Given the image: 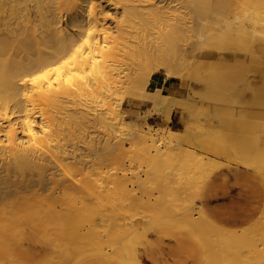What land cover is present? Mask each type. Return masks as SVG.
<instances>
[{"label":"bare ground","instance_id":"1","mask_svg":"<svg viewBox=\"0 0 264 264\" xmlns=\"http://www.w3.org/2000/svg\"><path fill=\"white\" fill-rule=\"evenodd\" d=\"M100 1L101 0H0V185L1 184L5 185L6 181H8V179H10L12 175H21L27 178L34 177L36 178V185L39 186V189L29 190V191H26V190L19 191L18 190L16 192H19L20 195L21 193H25L26 197H30L38 201L41 200L40 203H43L44 201L46 202L50 201V202H47V204L50 205L49 207L52 206L51 209H53L54 213L56 212L55 214H57L58 218L61 217L57 211L59 208L60 210L69 208V204L65 203L64 200L54 192V189H56V187L66 186V188H68L67 185H70V183H72L71 181H69V183L66 185L65 184L66 181L64 179L57 178L58 174L56 173V171L60 168L64 169L66 166L65 164L62 163V161L66 158L65 155L68 154V151L60 147L55 141L57 137L56 129H55V126H56L55 110L57 108L56 98H57L58 93L69 94L70 90L72 89L71 87L73 86L76 89V91H78L79 89H83L82 90L83 92L85 90L84 92L92 98L100 97V101L102 103L100 105V109H97V110L95 108L90 109L86 104H80V103L78 104L80 106L79 111H77L76 109H74L75 111L73 110V108L77 105L75 106L72 105L73 106L72 109L71 107H68L67 109L62 107L65 111V114L63 117L64 120L68 122L69 120L74 119L73 117H75L76 121L78 120L80 121V124L81 122H83L82 125L85 124L86 126L87 124L84 122L87 121L91 124L96 125L97 127L99 126L104 132L103 134L105 136V140L104 139L102 140V141H105L104 149H106V151L109 152L110 154H115L117 151H120L119 149H121L122 146L124 145V141L130 140L131 143L132 141H134L133 143L137 144L135 146H138L137 147L138 151L140 149L139 147L141 146L139 157L141 158L143 157L145 161L146 160L151 161L152 155L155 156L152 159L159 158L160 160V158L161 159L163 158L162 160L164 162L165 161L167 163L169 162L168 163L169 166L167 165L169 167L168 168L169 171L170 172L177 171L176 172L177 174L178 172L181 171L180 167H179V170H177L178 167L176 170L175 168L174 170H171L173 167H176V166L174 165L172 166L170 162L174 161L176 163L178 162L177 160H179V158L180 159L182 158L181 153L179 151V148H181L179 146L180 143L182 142L184 143L186 140L190 141L193 135L194 134L196 135V131H198L201 128V124L203 125L202 121L200 124L199 115H203L205 113L210 112L215 120V121L213 120L212 121L215 122V124H217V128H215L216 131L214 130L215 134L214 136L212 135L214 137L213 139L222 143L223 146L224 144L227 145V148L225 147L226 150L228 149L229 151H232L235 155V156H231L232 154L231 153L230 158L231 157L237 158L236 160L238 161V163L249 162L247 159H250V158L251 160L252 159L255 160L258 158L260 159V156L263 153H262V150L259 149V144L261 143L262 138H263L261 134V130L264 128V114L262 113V111H264V67H263V64H264V12L262 10L261 11L263 13H260L261 12L260 10H259L260 12H257L258 8L257 10H255V8L254 9L251 8V10L248 11L250 8L247 7L249 8L247 10L248 12H245L243 8V12H244L243 13L242 9L238 6L237 9L240 8V11L242 13H240L236 9L238 16L236 15L233 18H230L227 15L229 12H233V8L238 5V4L235 5V3L239 1V3L241 2L243 3V4L241 3L243 7L246 6L243 0L241 1L237 0L236 2L234 0H183L181 7L171 6L170 3H167L164 0H102V1H106V3H112L114 5H121L122 7L121 13L117 15V19L115 21V26L113 30L112 28L104 26L101 23L105 20V16L103 14L104 10L99 5ZM261 9H264V8L261 7ZM100 14H102V18L98 16ZM195 36H200V37L202 36L203 38L201 37L202 39H199L200 41H196ZM193 37H195V41L192 42L193 40L192 41L189 40V42L191 41L189 45L181 46L182 44L181 45L178 44L179 41H181L180 43L182 42L186 43L188 39H191ZM176 57L181 60H184L186 57L187 59L192 58L193 59L192 61L194 62V64L191 61L192 63L190 62L188 65L190 66L191 64H193L194 67L190 66L192 69L190 68V70L189 69L187 70L186 68L183 67L182 65L183 62L181 64L178 61V59H176ZM140 67L142 71L140 70ZM151 67L154 68L155 71H160L164 76L163 77L164 80L179 79L181 86H179L178 88L177 87H170V88L163 87L162 84L157 83L156 81L150 78V72L152 70ZM138 69L140 71H138ZM148 81L152 83V86L150 88V91L148 92H145L146 86L143 88L144 92L142 89L144 98L146 99L147 97L148 100L150 99L152 102L153 101L157 102L156 104L160 103L162 105L161 109H159L161 116L166 119L171 117L172 110H177L179 113L180 119L184 123V126L180 128H176V129L170 128L169 130H167V133H165L164 131L166 128L162 131H161L162 129L161 128L160 129L161 132L157 131L159 129L156 130L153 128H151L150 130L148 129L149 131L146 130L147 132L145 133H141V131L139 130L131 131L129 133L126 132L127 133L126 137H122L120 135H123L122 133L123 131L121 132L118 129L119 127L117 128L118 116L120 114L118 112L119 111L118 107H122L123 104L131 98V96L133 97L135 95L134 93L139 92L133 88H136L141 83H145L146 85V82ZM134 90H136L137 92H135ZM139 90L141 91L140 88ZM133 91L134 93H132ZM141 94L139 96V93H138L136 95V98L141 97ZM155 106L153 107L155 108ZM90 110H93L91 111L92 114L90 113ZM149 113L150 115L154 114V112L152 113L151 111ZM35 117H37L36 120H35ZM139 118L141 117L139 116ZM85 128L88 129V126ZM117 129L119 132H121L120 134L117 133ZM211 129L213 130L214 128L211 127ZM199 131H201V129ZM208 131L206 132L204 131L205 134ZM202 132L203 130L199 133H202ZM189 143H187V141L185 142V144L187 145ZM211 143H213L212 145H215L216 142L214 143V141L213 142L211 141ZM220 143H219V146H220ZM191 145L193 144H189L188 147ZM212 145H211V149H213ZM260 147H262V145H260ZM190 150L191 149H189L188 151L194 152ZM202 150L203 152L205 151L204 149ZM228 150H227V153H228ZM182 151L183 150L181 148V152ZM102 152H104L103 149H102ZM222 153L220 155H222ZM182 154L184 157L185 154L184 153ZM198 154L200 155V153ZM190 155L188 153L187 156H190ZM199 155L195 156V159L196 157L198 159ZM175 156L176 157L179 156V157L177 160L172 161V158L175 159ZM187 156L185 157L188 158ZM204 156L205 155H203V157ZM169 157L171 158V161H167L168 159H170ZM206 158H207L206 161H205V158H203L204 161L206 162V164H208L207 166L211 167L209 163L212 161L211 158H210L211 161H208L209 160L208 157ZM130 159H133V157H131ZM130 159L129 160L127 159V160L130 161ZM192 159L191 161L187 160L188 162L183 161V163L185 162L187 163V165L189 164L188 165L189 167L191 165L195 166L196 162L199 163V161L200 162L202 161V159L200 158H199L200 159L199 161L198 160L195 161L194 159L193 161ZM224 159H226V157ZM132 161L135 162L137 160H132ZM163 161H160V162H163ZM229 161H233V160H229ZM214 162L211 163V164H215L214 166L212 165L211 170L214 169V167L222 165V162L224 161L222 162L219 161L221 163L219 165L218 163L216 165V163ZM250 162L249 164L248 163L246 164L249 166L251 164ZM255 162H258V161H253L252 165H250L251 168L253 166H259L258 165L259 163L255 165ZM132 163L130 162L129 166H132L133 165ZM235 163L237 162L235 161ZM77 164H79L78 170L80 171H82L86 167L85 166L86 163L80 160L77 162ZM178 164H180V162H178ZM223 164L225 165L226 162ZM246 164H242V165L246 166ZM199 165L201 169V163H199ZM170 166H172V168H170ZM203 166L204 164L202 165L203 169L207 168V166L206 167L205 166L203 167ZM184 167H182V169ZM195 167L191 166L190 169L193 168V170L195 169L194 171L199 169L198 167L197 169ZM209 167L205 170L208 171ZM129 169H131V167H129ZM187 171H185L186 173L183 171L180 173L181 175L185 173L189 177L188 173H190L189 172L190 170L188 171V173ZM194 171L191 170V172H194ZM207 171L205 172L208 174L209 171L208 172ZM180 173H178L177 178L181 176ZM195 173H197V171L194 172V174L193 173L192 174L190 173V174L196 176V177L193 176V179H192V183H193V180L195 181L196 189H193L192 187V190H191L192 184L190 185V183H188L191 181L186 180L187 182L185 181L181 183L180 181L183 179L181 180L178 179L179 184L183 185V186L182 185H179V186H182L183 188L185 187L186 189L190 188L189 190L192 192V193L189 192L191 198L188 197L187 198L188 202L186 201L187 203H189V199H190V204L192 203L191 201L195 200V199L193 200V198L196 197V194L199 193V190L197 189L200 188V185H201L200 182H202V180L205 177L203 176L204 173L202 175V173L199 172L201 176H203L201 180L200 175H199L200 177L197 178L199 173L197 175ZM132 174L133 173H131V176ZM133 175L135 176V174ZM159 175H160V172H159ZM184 175L182 176L184 177ZM172 176H175V175H172ZM135 177H137V175ZM118 178H119L118 179L119 181L121 177H118ZM128 178L130 179V177ZM137 178L138 179L137 180L135 179V180L138 183H136L135 180H131L133 181V183L130 181L132 183L131 187H133L132 185L134 184V182L136 183V185L139 184V186L137 185L138 187H142V185H144L142 183H144L146 180L142 178L144 182H141L140 176H138ZM175 178L173 180H171L170 178V180L173 182L171 181H167V182H171V185L172 184L176 185V183H174L175 181H177L175 180ZM196 178L199 180H195ZM112 182H110V184ZM119 182L122 184L121 181ZM185 183L187 185H185ZM103 185H105V183ZM125 185L124 187L126 188ZM97 186H99V184H97ZM122 186L123 184L121 185V187ZM165 186L167 187V185ZM165 186L163 187L165 188ZM169 186L170 185H168V187ZM4 187L2 188L4 189ZM81 187L83 191H85L87 190L86 188L88 186L87 184L83 183L81 184ZM20 188L21 187H18V189ZM125 188L124 190H126ZM178 188L177 189L173 188L177 190L176 193H178L181 190L180 193L178 194H181L183 191L185 192L186 190L185 188L178 190ZM121 190L123 192V187ZM129 190H128V196H127L128 198H130V194L132 193L131 192L129 194V192L133 191L134 189L131 188V190L130 191ZM167 190L169 189L166 188L165 191ZM171 190L172 188L170 189V191ZM189 190H186L187 191L186 195L183 192L184 196L181 195L180 198L182 196L183 197L189 196V194L187 195ZM126 191L125 193H123L125 196L127 194ZM159 191L160 190H158V192ZM164 193L167 194L166 192H164V190H162L161 191L162 195L160 194L161 195L160 199H158V197L156 199V196L154 197L156 199L154 200L155 204L158 201L159 205L161 204L163 205V202H164L163 199H166L164 202L165 206L164 205L163 206L166 208V206L169 207L172 205L173 206L172 208L175 207V210L176 208L178 209V213H181L180 210L185 211L186 209L188 210L190 208V205L187 208L188 205L186 203L185 205H183L185 198L183 199L182 197L181 199L183 200H181L179 197L176 198L174 193L173 194L171 193V195H174L175 197H172L169 194L171 196V197L168 196L170 197L169 200L171 199L173 202H175V199L176 200L179 199L177 201L180 204L177 201L175 202V206L173 205L174 203L172 201H168L169 202L168 203L167 202L168 198H165L167 195L165 196ZM193 193H196V194L193 195ZM134 194H136L135 190H134V193L131 194L133 195L132 197L135 200L139 197L138 198L139 200L137 199L138 202L135 201V203L137 202L139 204L140 203L147 204L145 202L150 201V200L149 201L143 200V202H141L142 201V200L140 201L141 196L137 197ZM178 194L176 195L179 196ZM192 195H193V198H192ZM132 197L130 198V200L133 201L134 199ZM180 200L183 201L182 202L183 204L181 203ZM46 202L44 203L46 204ZM81 202L79 205H81ZM170 202L172 204H170ZM154 203L152 205H154ZM176 203L180 206L182 205L183 207H185V209L183 207L180 208V206L178 205L176 207ZM158 204L156 206L157 208H158ZM152 205L151 207L149 206L150 209L153 207ZM162 205L160 207L164 209ZM56 206L59 207L57 210L55 209ZM0 207H2V205H0ZM153 208L151 210L152 212H155ZM162 208L158 209V212L162 211L161 210ZM72 210L74 211L73 205H72ZM175 210L172 209L171 213H173ZM190 210L192 211V213L190 211L189 215L185 213L187 211L185 212L182 211L185 213L184 215L189 216L190 219L187 218V216L184 217V215L181 216L179 214L182 219L181 224H183L181 226L186 227L187 228V229L185 228L186 230H188V228L193 227L192 231L194 230V232L195 230L196 232H198L200 226L202 227L206 226L205 227L206 229L203 230V228L201 227V229L199 230L202 233H206L207 231L205 230H208V229L211 230V232L209 230L207 232L208 234L212 233L211 235L204 234L203 236L199 235V232L195 236L193 234L194 232L192 231H191L192 233L190 231L188 232L191 233V235L193 234L192 237L194 238V240L197 238L198 240L201 239L203 241L208 236H210L206 239L207 241H205L209 245L206 246L207 243L205 242H203L205 244L204 246L202 244L201 245L204 247V249L206 246L205 250H207L208 247H213V248L208 249V251L209 250L211 251V253L209 252L208 254L211 255L212 253L213 254L215 253L214 255L212 254L213 255L212 257L216 258V260L218 257V260H219L218 262H220L218 263L216 261V263L218 264L230 263V262H226V260L228 261V259L229 261H231L230 256H229L230 253H231L232 262H235V259H234L235 258L234 256L236 254L235 252L239 251L240 253L243 250L245 251V249L250 250V248L255 245L254 239H255V235L258 233L260 234V235L258 234L259 239H258V235L256 239L258 240V242H264V237L261 238V236L264 234L262 231L264 230L263 229L264 224H262L263 228H261L262 225L261 227H257V225L259 226V223L261 224L262 221L259 223L256 222L257 224L254 221V223L251 224V226H254V227L256 225V228H257L256 230L254 228H251L255 230L256 234L254 232L251 233V231H253L250 229L251 226L250 227L248 226L250 230L248 229V227L242 230L243 232H241L240 230L239 232H241L242 235L241 233L240 234L235 233L236 231L234 232L226 231L227 232L226 234V232H224L225 230L223 231L221 229L218 230V228H215L213 225L209 224V222L204 218V215L200 213V210L198 212H196L197 210L196 211L194 210L196 213L198 214L200 213L199 215L202 216L200 218L199 215L197 214L199 222L202 221L203 218L207 222L205 223V221L203 220L198 225V222H197L198 220L195 221L197 217L195 216L196 217L195 219L193 218V216L191 217V215H193L194 213L193 209H190ZM67 211L65 210L64 212H67ZM71 211H69V214ZM73 214H75V212H73ZM64 215L66 214L64 213ZM68 215L66 217L64 216L62 219L58 220L57 217L56 219L58 222L67 221L68 218H70V215L69 217ZM114 215H111V216H114ZM117 215L118 214L116 213L115 216L118 218L121 216V215L120 216L119 215L117 216ZM169 215H168L169 218L166 217L169 223L174 222L175 224V222L177 223L179 221V218H177L178 214L175 215L177 216L175 219H174V214L171 215L172 218ZM124 217L125 216L123 215V220H124ZM163 217H159V218L157 217V219L155 218L154 220L157 223H161V222L163 223V221L166 220ZM183 218H185V220H187L188 223L192 226L190 225L188 226L187 222H185ZM192 218L194 219V222L191 220ZM262 218L264 220V217ZM159 219L160 221H156ZM169 219L171 220V222ZM257 219L261 220V217L259 218L258 216ZM94 220L96 219H93V222ZM107 220L108 219L102 220V221H107ZM109 220L107 222H109ZM127 220H129V218ZM180 221L178 222V225H180ZM110 222L112 221L110 220ZM116 222L122 223V225L119 224L118 226H120L121 228L123 226L124 230L122 232L125 235L127 233V228H128V232H129L128 239L130 240V242L129 240L128 242L132 244L131 241L134 240L133 241L134 243L132 244V249H134L137 243V242L135 243V241H138V240H135V238L136 239L139 238L141 233H143L142 230H144V228L143 229H141L142 227L140 228L139 231L141 233L139 235L138 234L139 232L135 233L137 232L136 230L138 228V227L136 228V224H135V227H134V224L133 226L132 224L131 225L129 224L131 220L122 222V218L120 217L119 221H116ZM125 222H128L126 224L130 226L127 227V225H125L124 227ZM153 222H151V224ZM203 222L205 223V225L203 224ZM73 223H74V219H73ZM193 223L194 224L196 223V224L193 226ZM71 224L72 223H70V225ZM104 224L107 225L104 227H106L108 230L110 228V226L108 227L109 223H104ZM117 224L118 223H116L114 227L120 229L119 227H117ZM58 225H59V229H61L60 226L62 225H60V223ZM72 225L74 226V224ZM91 226L93 227L94 225H91ZM207 226L213 229H210L209 227L207 228ZM114 227L111 228V231L114 230L113 233L117 231L116 228ZM76 228L78 230V226ZM95 228H93L94 231L96 230ZM132 228H135V230H133ZM147 228L145 226V230ZM258 228L259 229L261 228L262 235L260 233L261 231ZM59 229L58 231L61 232ZM246 229L248 230L247 232L248 234L250 231V234H251V236L249 235L250 238L247 237L248 234L246 233ZM68 230L71 231L70 229ZM89 231L90 232L88 233V235L91 233V230ZM215 231H218V232L216 233ZM99 232L97 233L92 232L93 234H91V237L94 234L95 235L98 234L99 236ZM117 232H119V230ZM101 233H103L102 230H101ZM107 233H109V231ZM113 233H111L112 235L110 234L107 235V238L106 237L104 238L109 239L108 236H112L111 237V239L113 238L112 240L114 239L117 240L118 238L116 237H120V235L123 234L121 233L119 235L117 233V236H116L115 234L113 235ZM130 233L136 234L137 237L134 235L133 237L134 239L133 238L131 239ZM229 233H231L233 236H231V234ZM59 234L60 233H58L57 236ZM72 234L70 235L72 236ZM84 234L86 238L87 233L85 232ZM128 234L126 235L127 237H128ZM213 234H215V236L217 237L212 238L211 236ZM221 234H224V235L226 234L227 236H230V237H227ZM244 234L247 236H245ZM205 235L206 237L205 239H203ZM252 235L254 236V238ZM82 236L84 237L83 234ZM114 236L116 237L114 238ZM132 236L133 235H131V237ZM197 236H200V239ZM221 236H223L224 238ZM91 237L90 236L89 238L87 237L89 241L91 240ZM122 237H120L119 239L123 240ZM226 237L228 239H226ZM251 237L253 239H251ZM85 238H83V241H85L84 240ZM92 238L95 239V240H92V244H96V245H93L94 249L97 246H98L97 248H99L101 244L99 245L97 244L99 242L100 243L102 242V240H100L101 238L99 239V237L97 238L96 236ZM238 238H241L242 240L240 241V239ZM244 238L245 240L246 238L249 240L251 239V241L249 240L245 241ZM98 239H99V242L96 243ZM111 239H109V241L108 240L106 241L108 242L111 241L113 243L114 242L116 243L118 241V240L112 241ZM223 239L224 240L226 239L227 241L225 240L224 242L225 243L228 242V244L223 245L224 243ZM75 240L77 241L76 238ZM216 240H218L217 243L221 242V244L220 243L219 244L222 245V247L221 246L219 247H221L222 249L224 248L225 250L227 249L226 251L224 249L223 250L219 249L221 251L220 255L223 256L221 260L219 258L220 256L219 250H218L219 247L217 243H214L216 242ZM57 241L58 239H56L55 247L57 245L56 244ZM71 241L73 242V240ZM93 241L94 242L96 241V242L93 243ZM103 241L106 242L105 240ZM126 241L124 240L125 243ZM248 241H249V244L251 242L252 244H254V245L251 244L252 246L248 244V246L250 247L249 249L247 247V244H245ZM86 242L88 241L83 242V244ZM122 242L119 244H122ZM124 242L122 245H125L126 247L127 246L130 247V244L127 245ZM197 242L200 243V241H196V244ZM236 242H238V244H236ZM240 242L241 244H239ZM243 243L245 244L247 248L244 249ZM92 244H91V247H88V244H86L88 248L87 247L85 248L90 251L88 253L86 251L87 254L95 253L91 251L93 249ZM102 244L104 245L105 243L102 242ZM214 244L216 245L215 248H214ZM230 244L231 245L234 244L235 248L232 246L234 248L232 249L229 246ZM103 245L101 246L104 247ZM113 245L114 246L118 245V243L113 244ZM238 245L241 246L242 248L239 247L241 248L239 249L237 247ZM256 245L258 244L256 243ZM58 246H57V249L59 248ZM64 246L65 245H63L62 247L64 248ZM73 246L74 244L72 245V247ZM84 246H83V250H81L78 246L76 247H78L80 250L79 254L81 252H84L83 254L87 255L85 253L86 249L84 250ZM107 246L108 245H106L105 247ZM111 246L112 245L110 244V248ZM125 246H123V248H125ZM102 247L101 249H98L99 253H102L100 252V250H103L105 248L104 247L102 249ZM254 247H253V250L255 249ZM53 249L55 248H52V250ZM105 249L108 250L107 248ZM127 249L126 251L128 252L129 250ZM233 250L235 252H233ZM51 252L48 253L47 257H49ZM247 252L249 253L250 251H247ZM103 253L110 255V252L107 253L104 251ZM225 253L227 254L225 255ZM0 254H1L0 257L2 259L5 258L6 255L4 253L3 255L2 253ZM56 254L55 255L52 254L51 262L54 261V258L55 260L57 259L56 257H54V256H57ZM75 254H77L78 256V257L77 256L75 257L77 261L80 259V255H78V252ZM133 254H134V250H133ZM216 254L217 256H215ZM242 254H240L239 256H241ZM263 254H264V250H263ZM58 256L60 257V254ZM82 256L83 255L81 254V258ZM125 256L126 255L124 254V257ZM131 256L134 257L132 253H131ZM225 256H226V259L224 260ZM244 256L246 257V255ZM244 256H242L241 258L242 260L243 259L245 260ZM72 257L74 256H70V258ZM64 258L65 257H63L62 261L67 260V258L66 259ZM116 258H118V256ZM128 258L129 257H127L126 259ZM213 258H211V262L212 260L213 261L215 260ZM130 259L132 260V258ZM4 260H6L7 263H9L8 262L9 260L5 258L3 259V261L0 262V264H4ZM45 260L49 261L47 259ZM72 260L73 262L72 261L71 262L74 263L75 260L74 259ZM133 262L135 264L134 259H133ZM11 263H14V262H11ZM63 263L64 262H62V264ZM214 263L215 262H213V264ZM236 263L238 264L239 261L238 262L236 261ZM236 263H233V264H236ZM66 264H71V263L68 262ZM137 264H140L139 259H137Z\"/></svg>","mask_w":264,"mask_h":264},{"label":"rangeland","instance_id":"2","mask_svg":"<svg viewBox=\"0 0 264 264\" xmlns=\"http://www.w3.org/2000/svg\"><path fill=\"white\" fill-rule=\"evenodd\" d=\"M164 1H166L167 3H170L171 6L181 7L183 0H164ZM234 1L236 2L237 0H234ZM243 2L246 6L243 7L242 6L243 3L241 2L242 3L241 4L238 1L237 3H235V5L236 4H238V5L237 6L234 5L235 7L233 8V12H229L227 16L230 18H233L236 15L238 16L237 10L240 13H242L243 8H244L245 12L250 11L251 8L252 9L255 8V10H257V8H258L257 12H260L261 10L264 12V9H261V7L264 8V0H243ZM99 5L104 10L103 14L105 16V20L101 23L104 26H107V27L112 28L114 30L117 15H119L121 13V9H122L121 5H114L112 3H106V1H102V0L100 1ZM238 6L242 9V12L240 11V8L237 9ZM247 7H249L250 9ZM262 11L260 13H263ZM98 16L100 18H102V14H100ZM195 37H196V41H200L199 39L203 38L202 36H201L202 38L200 36H195ZM195 37H193L194 39L193 38L188 39L186 42L187 44L184 42L180 43L181 41H179L178 44L179 45L182 44L181 46L189 45L192 40H193L192 42L195 41ZM198 37H200V38H198ZM189 40H191V41L189 42ZM176 59H178V61L181 64L183 62L182 65L187 70L188 69L190 70L191 67H194L193 66L194 62L192 61L193 60L192 58L187 59V57H186L184 60H181V59L176 57ZM191 61L193 62V64H191L190 65L191 67H190L188 64ZM187 65L189 66V68ZM263 67H264V64H263ZM151 69L153 71L151 70V72H150V70H149L150 78L152 80L156 81L157 83L162 84L163 87H165V88L177 87L178 88L179 86H181L179 79L164 80L163 79L164 76L160 71H155V69L152 67H151ZM140 70L142 71L141 67H140ZM140 70L138 69V71H140ZM140 85L137 86L138 88L137 87L133 88L139 92L134 90L137 93H134V91H133L132 93H134L135 95L133 97L131 96V98L127 102H125L122 107H118L119 108L118 112L120 114L118 116L117 128L119 127L118 128L119 131H121V132L123 131L122 132L123 135H120V136L126 137L127 133H129L131 131H138V130L141 131V133H145V132L149 131L151 128L156 129V130L159 129V130H157L159 132H161L162 130H164L166 128L164 131H165V133H167V130H169L170 128L176 129V128H180V127L184 126V123L180 119L179 113L177 110H172L171 117L166 119V118L161 116L159 109H161L162 105L160 103L156 104L157 102H154V101L152 102L150 99L148 100L146 96H145L146 99L144 98V95H143L144 89L143 88L146 86L145 92L150 91V88L152 86V83L150 81L146 82V85H145V83H141ZM71 88L73 90L71 89L72 91L70 90L69 94L58 93L57 98H56L57 99V108L55 110V116H56L55 129H56V135H57L55 141L57 142V144L60 147L64 148L66 151H68V154L65 155L66 158L62 161V163L65 164L66 166L64 169L60 168L56 171V173L58 174L57 178L64 179L66 181V183H65L66 185L69 183V181H71L72 183H70V185H67L68 188H66V186H58V187H56V189H54V192L59 197H61L65 203L69 204V208L60 210V208L56 206L55 209L57 210L59 208L57 211H58V214L61 216L58 218L57 214H55L56 212L54 213L53 209H51L52 206L49 207L50 205L47 204V202H50V201H47V202L44 201V202H46V204L43 202L44 204L42 203L43 205L39 209H24L23 207H21L22 199H32V200L38 201L36 199L26 197L25 193H21V195H20L19 192H16L18 190L19 191L20 190L29 191V190L39 189V186L36 185V178H34V177L27 178V177H23L21 175H12V177L10 179H8V181H6L5 185L1 184L0 189L4 186L5 187H4V189L2 188L3 190L1 189V191H0V205H2V207H0V251H2V252H0V253H2V255L4 253L6 255L5 258H7V260H9L8 261L9 263H7V261L4 260V264H6V263L7 264H52L53 262H54L53 264H62V262H64L63 264H66L68 262H70L71 264H74V263L75 264H123V262H124V264H129V263L134 264L133 259L135 261V264H137V259L141 260V262L143 264H153V263L149 262L148 260H146V258H144V256H143L144 252L149 254L153 258V260L156 261L157 264H211V263L213 264V262L216 263V261L217 262L219 261L218 257H217V260H216V258L212 257L215 253L214 254L212 253L213 255L208 254L209 252L211 253V251L210 250L208 251V249L213 248V247H208L207 250H205L206 246L209 245L205 241H207L206 239L210 236H208L206 239H205L206 235L204 236V238L201 237V238L205 239L203 241L200 239V236H197L200 239V240H198L197 238L195 239L196 241H200V243L197 242V244H196V241L194 240V238L192 237L193 234L195 236V235H197L198 232H199V235H202V236L204 234H208L207 232L209 229L205 230V231H207L206 233H202L201 231H199L202 226H200L198 232H196V230H195V232H194V230L192 231L193 227L188 228V230H186L187 229L186 227L181 226L183 224H181L182 219H181L180 215L183 216L185 213L189 215V212L191 211L190 209H193L194 213H193V215H191V217L193 216L194 219L201 213L202 215H204V218L209 222V224L213 225L215 228H218V230L219 229H221L222 231L225 230L224 232L236 231L235 233H237V234H240L241 232H243L242 230H244L246 227H248V226L250 227L251 224L254 223V221H255V223L256 222L259 223L261 221L263 222V223L261 222V224L259 223V226L257 225V227H261V225L264 224V220L262 218V217H264L263 216L264 215V157H262V156H264L263 155L264 154V152H263L264 151V139H263L264 138V128L261 130V134L263 137L262 141H261L262 144L261 143L259 144V149L262 150L263 154L260 156V159L259 158L255 159V160L252 159L253 161H258V162H255V165H257L259 163L258 164L259 166H253L251 168L250 165H252V162H253L251 160V158L247 159L249 162L251 160V162H250L251 164L249 166L246 164V163L249 164V162L242 163L239 161L240 163H238V161L236 160L237 158H235V157L230 158L231 153L233 154V155L231 154V156H235V155L232 151H229L228 149H227L228 150V153H227V150H226L227 145L224 144V146H223L222 143L213 139L214 138L213 136H214L215 131H216L215 128H217V124H215V122H213L215 120H214V117L212 116V114L210 112L205 113L203 115H199L200 117L198 116L199 120H200V124H201V121L203 123V125L201 124V128H200L201 131L203 130V132L199 133V132H201V131H199L200 130L199 129L198 131H196V135L194 134L193 137L190 139V141H192V142H190L189 140H186L187 143L190 142L189 144H193L189 147H188L189 144L188 145L185 144L186 141L184 143L183 142L180 143L179 146L184 151V152L183 151L181 152V148H179V151L181 153L182 158L181 159L179 158L180 161L177 160L179 156H177V157L175 156V159L172 158V161L177 160L178 162H180V164H178V162L175 163L174 161L170 162L172 164V166L173 165L176 166L173 168H172V166H170V168H172L171 170H174V168L176 170L177 167H178L177 170H179V167H180V170H181L180 172H182V171L185 172L189 168L188 171L190 170L189 172L191 174L192 173L194 174V172H196V171H197V173H195L196 175L199 172H201L202 175L204 173L203 176H205V177L203 180H202L203 176H201L200 173L198 174V177H197V178H199L201 176L202 182L199 181L201 183L200 188L197 189V190H199V193L198 192H197L198 194L193 193V195L196 194V197L193 198V195H192L193 200L195 199L194 200L195 202L191 201L195 205L194 206L192 203L190 204V199H189V203H187L188 202L187 198L188 197L191 198L190 193H189V192H191L189 190L190 188L186 189L184 187L186 190H189L187 193V195L189 194V196L183 197L184 196L183 190H182L183 192L181 194H178V193H180V191H181L180 189L183 188L182 187L183 185L179 184V180H181V179H183L180 181L181 183L185 182L186 180L191 181V182H188V183H190V185L191 184L193 185V183H194L193 186L191 185V190H192V187H193V189H196L195 181L193 180V183H192L193 176L196 177L195 175H191L187 171V173L189 174V177H188V175L185 174L186 172L184 173L186 176L184 174H182V175H184V177H183L181 175V173L178 172V173H180V175L182 177L179 176L177 178V175H178V173L176 174L177 171L176 172H174V171L170 172L168 169L169 168L168 167L169 162L168 163L166 161L164 162L162 160L163 158L162 159L160 158V160H159V158L152 159L153 157H155L152 155L151 161H147V160L145 161V159L142 157L144 159L143 160L141 157H139L141 146L138 144L140 146L139 147L140 149L138 151V148H137L138 146H135L137 144L133 143L134 141H132V143H131L130 140L124 141V145L122 146L121 149H119L120 151H117L115 154H110L109 152L106 151V149H104V142L105 141H102V140L103 139L105 140V136L103 134L104 132L102 131V129L99 126L97 127L96 125L91 124L87 121L84 122L87 124L86 126H85V124L82 125L83 122H81V124H80V121L79 120L76 121L75 117H73L75 120L71 119L68 122H66L63 118L64 114H65V111L63 108L67 109L68 107H71V109H72V107H73L72 105H74V106L77 105L73 108V110L76 109L77 111H79L80 106L78 104L80 103V104H86L90 109L95 108L97 110V109H100V105L102 103L100 101V97L92 98L84 92L85 90L82 92L83 89H79L78 91H76L74 86ZM139 88L141 89V91L139 90ZM142 89H143V92H142ZM138 93H139V96L141 94V97L136 98V95ZM154 103L156 106L154 105ZM150 104L155 106V108L153 106H151ZM91 111H93V110H90V113H91ZM150 111L152 113L154 112V114L150 115V113H149ZM262 113L264 114V111H262ZM138 115L141 118H139ZM204 116H206L208 118V120ZM36 119H37V117H35V120ZM212 122H213V124H212ZM84 126L85 127L88 126V129L85 128ZM92 126L95 128H93ZM211 127L214 129L212 130ZM118 129H117V133L120 134L121 132H119ZM160 129H161V131H160ZM208 130H210V131H208ZM101 131H102V133H101ZM204 131L205 132L208 131L207 132L208 135H207V133L205 134ZM213 131H214V133H213ZM124 132H125V134H124ZM209 132H210V134H209ZM102 134H103V136H102ZM203 137H204V139H203ZM210 139H212V140H210ZM211 141L212 142L214 141V143L216 142L215 145H212L213 143H211ZM219 143H220V146H219ZM211 145H212L213 149H211ZM260 145H262V147H260ZM199 146H201L202 148ZM214 146H216V147H214ZM222 147H223V149H222ZM184 148L187 150V152ZM102 149L104 152H102ZM189 149H191L190 151H194V152H189L188 151ZM202 149H204L206 152L205 151L203 152ZM125 151H127V152H125ZM208 151L213 153L214 156H213V154L209 153ZM182 153H184L185 156H187L188 153H189V155L190 154L191 155L187 156L188 158H186L185 156L183 157ZM198 153H200V155ZM215 153H217V154H215ZM221 153H222V155H220ZM197 154L199 155V157H198V159H197V157L195 159V156H198ZM110 155H112V156H110ZM178 155H180V154H178ZM203 155H205V156L203 157ZM216 155H218V156L220 155V156L218 157ZM131 157H133V159H130ZM201 157L205 158V161L207 159L206 157L209 158L208 161H211V160L213 161V159H214L215 162L214 161L213 162L216 163V165H217V163H218V165L221 164L220 162H222V161H224V162H222V165L214 167V169L211 170L212 165L214 166L215 164H211V163H213L211 161V162H209L211 167H209V166H207L208 164H206L204 159ZM225 157L227 160L224 159ZM183 158H185V159H183ZM189 158H191V159L193 158L195 161L196 160L199 161L200 159H202V161H204V162L199 161V163H201V169H203L202 165L204 164L205 167L206 166H207V168L209 167V170H208L209 173L207 174L205 172V171H207V170H205L207 168H204L203 170H201L200 165L197 162H196L195 166H197V164H198L197 167L200 169V171H199V169H197V167H195L193 165H191V166L195 167L197 170L194 171L195 169L194 170H193V168L190 169L191 166L188 167L189 164L187 165V163L184 162L187 165L186 166L183 163V161H187V160L191 161V159H189ZM210 158H211V160H210ZM127 159L128 160L130 159V161H128ZM79 160L86 163L85 164L86 167L82 171L78 170L79 164H77V162ZM132 160H137V161L134 162ZM152 160H154V161H152ZM164 160H165V158H164ZM229 160H233V161H229ZM160 161H163V162H160ZM167 161H171V158L168 159ZM208 161H207V163H208ZM235 161L237 163H235ZM130 162L131 163L133 162L132 163L133 165L131 164L132 166H129ZM225 162H226V164L224 165L223 163H225ZM227 162H228V164H227ZM189 163H191V162H189ZM175 164H177V165H175ZM182 164H184V165H182ZM242 164H246V166H244ZM123 165H124V167H123ZM179 165H181L182 167H184V166H186V167H184L182 169V167ZM127 167H128V169H127ZM129 167H131V169H129ZM256 168H258V169H256ZM184 169H185V171H184ZM123 170H125L127 172H125ZM191 170L194 172H191ZM159 172H160V175H159ZM131 173L135 174V176L137 175V177L140 176L141 182H144L143 179L146 180L144 183H142L144 185L141 184L142 187H138L139 184H137L138 186L136 185V183H138V182H136V180L138 178L135 177L133 174L131 176ZM122 174L123 175L125 174L126 177H125V175L123 176ZM146 175H147V177H146ZM172 175H175V176H172ZM127 176L130 177V179ZM114 177H115V179H114ZM118 177H121V178L123 177L125 179L126 178L129 179V180H127V179L125 180L123 178L122 179L120 178V180H119L123 184V186H122L123 192L121 190L122 184L118 181V179H119ZM173 177L174 178L176 177L175 180H177V181L174 180L175 181L174 183H176V185L172 184L175 187L171 185V182H173L171 180L174 179ZM109 178H111V179H109ZM170 178H171V180H170ZM197 178L195 180H199ZM106 180L109 182H107ZM131 180H135V182H136V183L134 182V184L132 185L133 187H131V184L133 183V181H131ZM104 181H106V182H104ZM167 181H171V182H167ZM110 182H112V183L110 184ZM83 183L87 184V186H88L86 188L87 190H85V191H83V189L81 187V184H83ZM104 183H105V185H103ZM116 183H118V184H116ZM167 183H169V184H167ZM97 184H99V186H97ZM125 184H127V185H125ZM124 185L126 186V188L124 187ZM165 185H167V187ZM168 185H170L169 186L170 188L168 187ZM179 185H182V186H179ZM185 185H187V184L185 183ZM6 186H8V187H6ZM163 186H165V188ZM176 186H177V188L179 186L178 190H180V191L178 193H176L177 190H175V189H177ZM18 187H21V188L18 189ZM180 187H182V188H180ZM197 187H199V186H197ZM118 188H120V189H118ZM124 188L127 191L124 190ZM128 188L130 190H131V188H133L136 191V194H134V195H136L137 197L141 196V199H140V201L142 200L141 202H143V200L144 201L150 200L149 201L150 203L147 201L145 202L147 204L137 203L138 202L137 199L139 197L135 200L132 197L133 195H131L134 193V190L130 191ZM166 188H168L169 190L165 191ZM171 188H172L171 191H173V192L170 191ZM173 188H175V189H173ZM128 190L130 191L129 194L132 192L130 194V198L132 197L134 199L133 200L134 202L132 200H130V198L127 197L128 196ZM158 190H160L159 191L160 193L158 192ZM162 190H164V192L167 193V194L164 193L165 196L167 195L165 197V198H168L167 202L172 201L171 199L169 200V198L171 196L172 197L176 196V198H178V197L180 198V196L183 195L182 197H183V199L185 198V200H184V202L181 201V200H183V199H181L182 198L181 197L180 201H181V203L182 202L184 203V204L182 203L183 205H185V203H186L188 205L187 208L190 205V208L188 210L187 209L185 210L188 213L185 212L184 210H182V211H184L185 213L182 212L181 210H180L181 213H178V209L176 208V210H175V207L172 208L173 207L172 205L169 206L170 208L167 206L165 208L164 202L166 199H163L164 202L162 201L164 206L161 204L164 207V209L162 207H160L161 205L158 204V201L155 204L154 200H156L157 197H158V199H160V196L162 195L161 194ZM174 190H175V192H174ZM186 190L184 192L185 195L187 192ZM125 191L127 192L126 196L123 194V193H125ZM195 191H193V192H195ZM168 192L170 195H171V193L172 194L174 193L175 196L174 195L170 196L168 194ZM176 194H178L179 196H177ZM22 195H23V197H22ZM214 195H218V196H214ZM155 196H156V199L154 198ZM168 196H170V197H168ZM177 200H179V199H177ZM177 200L175 199V202ZM135 201H137V202L135 203ZM38 202H41V200H39ZM80 202H81V205H79ZM152 202L154 203V205H152L153 204ZM175 202H173L174 206H175ZM71 204L73 205L74 211L72 210ZM149 204H151L154 207V208L153 207L152 208L155 210V212H152V210H151L152 208L151 209L149 208V206L151 207V205H149ZM157 204H158V208L156 207ZM170 204H172V203L170 202ZM177 205L178 204L176 203V207H177ZM178 206H180V205H178ZM181 207H183V206L181 205L180 208ZM160 208H162L161 209L162 211L159 210L160 212H158V209H160ZM171 208L173 210H175L176 212L174 211L173 213H171L172 212ZM183 208L185 209V207H183ZM62 210H64V211L68 210V211L64 212ZM194 210L195 211L197 210L196 212H198L200 210V213L198 214ZM247 210H251L252 212H251L250 216L245 217L244 212ZM69 211H71L72 213L70 212V214H69ZM73 212H75V214H73ZM64 213L66 215H64ZM116 213L119 216L121 215L120 217L122 218V222L131 220V222H129L130 225L132 224V226H133V224H134V227H135V224H136V228L137 227L138 228L136 230L137 232H135V231L134 232L135 233L139 232L138 233L139 235L141 233L139 231L140 228L142 227L141 229L144 228V230H145V226H146V228L148 226V228L145 231L142 230L143 233H141V235L139 236L138 239L135 238V240H138V241H135V243L136 242L137 243H136L134 249H132V244L134 243L133 242L134 240L131 241L132 244L129 243L130 240L128 239L129 238L128 228H127V233H126V235L128 234V237H127L122 232L124 230L123 226H122V228L120 226H118L119 224L122 225V223L116 222V221H119V219H120V217L118 218L115 216ZM191 213H192V211H191ZM68 214L70 215V218H68L67 221H59V222L57 221L56 217L59 220V219H62L64 216L66 217ZM172 214H174V219L177 216H178L177 218H179V221L181 219L180 225H178L179 221L177 223L175 222V224H174V222L169 223L167 221L166 217L169 218L168 217V215H169L172 218V216H171ZM16 215L25 216V217H28L32 220L29 221L27 224H20L18 222L12 221V219H14V217H16ZM69 215H68V217H69ZM72 215L74 216V218ZM103 215H105V216H103ZM111 215H114L115 217L111 216ZM123 215L125 216L124 220H123ZM175 215H177V216H175ZM185 216H187V215H184V217ZM258 216H259V218L261 217V220L257 219ZM104 217L108 220L110 219L112 222H110V220H109V222H107L108 220L102 221V220H106ZM111 217L112 218L114 217L113 220ZM157 217L158 218L159 217L165 218L166 220H164V221H166V222H164V221H163V223L162 222L161 223L155 222L154 219L155 218L157 219ZM199 217L201 218L202 216L199 215ZM72 218L74 219V223H73ZM97 218L99 221L97 220ZM128 218H129V220H127ZM187 218H189V216H187ZM193 218L191 220L194 222ZM204 218H203V220L205 221ZM93 219H96L101 224V226L96 220H94V222H93ZM100 219H101V221H100ZM174 219H173V221H174ZM183 219L185 220V218H183ZM161 220H162V218H161ZM196 220H198V217H197V219H195V221ZM150 221L153 222L154 224L153 223L151 224ZM156 221H160V219L156 220ZM202 221H200V222H202ZM170 222H171V220H170ZM185 222H187L188 226L190 225L187 220H185ZM197 222L199 225V223H200L199 220ZM59 223H60V225H62V226H60L61 229H59V225H58ZM70 223L74 224V226L72 224L70 225ZM104 223H109L108 227L110 226V228L108 230L106 227H104V226H107ZM116 223H118L117 227H119L122 230L114 227V225H116ZM126 223H128V222L124 223V227H125V225H127V227L130 226ZM155 223H157V224H155ZM205 223H207V222L205 221ZM205 223L203 222L204 225H205ZM75 224H76V226H75ZM195 224L193 223V226ZM91 225H94V226L92 227ZM77 226H78V230L76 228ZM96 226H98V227H96ZM190 226H192V225H190ZM209 226H207V228ZM112 227L116 228L117 231L119 230L120 233L117 231L115 233H113L114 230L111 231ZM205 227H202L203 230L206 229ZM249 227H248V229H249ZM93 228H95L97 231L96 230L94 231ZM104 228H106V229H104ZM251 228H254L255 230L257 229L256 225H255V227L251 226L250 229ZM261 228H263V225ZM261 228L260 229L258 228V229L261 231ZM58 229L61 232H59ZM68 229H70L71 231H69ZM103 229H104V231H103ZM132 229L135 230V228H132ZM210 229H213V228H210ZM89 230H91V233L88 235V233L90 232ZM101 230L103 233H101ZM240 230H241V232H239ZM251 230H253V229H251ZM255 230L251 231V233L252 232L255 233ZM77 231H79V232H77ZM108 231H109V233H107ZM188 231H190V232L192 231L194 233L191 235L192 232L189 233ZM209 231L211 232V230H209ZM262 231L264 233V230H262ZM262 231L260 232L261 235H262ZM70 232H72L73 234ZM75 232H76V234H75ZM80 232H81V234H80ZM85 232L87 233L86 236L88 238H89V236L91 237V234H93L95 232L96 233L99 232V236H98V234L97 235L94 234V235H92V237L96 236L97 238L99 237V239L101 238L100 240H102V242L105 243L104 245L102 244V242L101 243L99 242V239L97 240V242L96 241L95 242L96 243L99 242L97 245L101 244L104 247L106 245H108L107 247H105L108 250H106L104 247H102L100 245L99 248H97L98 246L96 247L97 250L101 249V247H102V249L103 248L104 249L100 250V252H102V253H99V250L97 251L96 248L94 249V247H93V245H96V244H92V240H95V239H93L91 237V240L89 241L88 238L86 237L87 238V240H86L85 234H84ZM110 232L113 233V235L115 234L116 236H117V233L119 235L121 233H123L124 236H123V234L120 235V237L123 236L122 237L123 240L119 239L120 237L114 236V238L115 237L118 238L117 239L118 241L116 239H114L115 241H117L116 243L115 242L113 243L111 241L108 242L112 236H108L109 239H105L104 237L107 238V235H109V234L112 235ZM200 232H201V234H200ZM215 232L217 233L218 231H215ZM227 232H226V234H227ZM247 232H248V230L246 229V233ZM58 233H60L58 235L60 238L57 236ZM132 233H130L131 235H133L132 237L130 235L131 239L134 237V235L136 236V234H132ZM235 233H233V234H235ZM70 234H72V236ZM82 234L84 235V237L82 236ZM171 234L178 236L180 243L177 246L175 245V243L172 240L169 239V235H171ZM211 234L209 233L208 235H211ZM226 234L225 235L221 234V235L227 236ZM229 234H231V233H229ZM258 234L255 235V239H254V244L256 245V243H257L258 245L255 246L254 244H252V242L249 244V241H251V239L254 238L253 235H252L253 238L251 237L250 240L246 238V240H249V241L245 243V244H247L248 249L250 248L248 246V244L249 245L252 244L255 246V247L254 246L253 247L257 250L254 249L255 250L254 251L253 247H251L250 250H247V249H245L247 247L243 243L244 244L243 247H244L246 253L244 250L243 251L240 250L241 251L240 253H239V251L235 252L233 250V252L236 253L234 256L235 262H232L231 253L229 254L231 261H229V259H228V261L226 260V262H230V263L232 262L231 264L236 263V261L237 262L239 261L238 264H240V262H241V264H255V263L264 264V254H263L264 242H258V240L256 239ZM103 235H105V236H103ZM213 235L211 236L212 238L217 237V236H215V234H213ZM241 235H242V233H241ZM249 235L251 236L250 231H249L248 236L247 235H245V236L249 237ZM259 235H258V239H259ZM263 235L261 236V238L264 237ZM231 236H233V235L231 234ZM245 236H243V237H245ZM221 237H223V236H221ZM227 237H230V236H227ZM227 237H226V239H228ZM75 238L77 239V241L75 240ZM83 238H85L84 240L88 241L89 243L86 242L83 244V242H85V241H83ZM125 238H127V239H125ZM241 238H238V239H240V241H241L242 240ZM56 239H58V241H57V243H56L57 245L55 247ZM70 239L73 240V242ZM81 240H82V242H81ZM103 240H105V241L108 240V241L104 242ZM114 240H112V241H114ZM119 240H121V241H119ZM124 240L125 241L127 240L126 243L124 242ZM128 240H129V242H128ZM218 240H216V242H214V243H217ZM225 240L223 239V242ZM244 240H245V238H244ZM69 241H70V243H69ZM122 241L127 245L130 244V247H128V246L126 247L125 245H122L123 244ZM95 242L93 241V243H95ZM121 242H122V244H119ZM203 242L207 243L205 246V249L203 247L205 245ZM238 242H236V244H238ZM117 243H118V245H115V246L113 245V244H117ZM219 243L221 244V242H219ZM219 243H217L218 247L219 246L222 247V245H220ZM261 243H263V244H261ZM73 244H74V246L72 247ZM86 244H88V247H91V244H92L94 251H93V249L91 251L95 252V253L87 254L90 251L85 248V247H87ZM110 244L112 245L111 248H110ZM224 244H228V242L227 243L224 242L223 245ZM239 244H241V242ZM63 245H65L64 248L62 247ZM57 246L59 247L58 248L59 250L57 249ZM76 246H78L81 250H83V246H84V250L86 249L85 253L87 251V253H86L87 255L83 254L84 252H81L79 254L80 250ZM123 246H125L126 249L128 248L127 250H129L128 251L129 253L126 251L125 248H123ZM229 246L232 249L235 248L234 244L233 245L230 244ZM68 247H70V248H68ZM215 247H216V245L214 244V248ZM221 247H219L218 250L222 249ZM227 247H228V245H227ZM237 247L239 248L241 246L238 245ZM52 248H55V249L52 250ZM241 248H239V249H241ZM60 249H62L63 251ZM70 249H72V250H70ZM54 250H56V251H54ZM73 250H74V252H73ZM75 250H76V252H75ZM133 250H134V254H133ZM200 250H201V252H200ZM57 251L59 252L60 257L58 256L59 254ZM70 251H72V252H70ZM104 251L107 253L110 252V255L103 253ZM206 251H207V253H206ZM247 251H250V252L248 253ZM49 252H51V254H50L51 256L49 255V257H47ZM77 252H78V255H80V259L76 261L75 257L77 256V254H75V253H77ZM116 252H118V253H116ZM220 252L221 251L219 250V255H220ZM69 253H71V254H69ZM131 253H132V255H134V257L131 256ZM52 254L53 255L56 254L57 256H54V257H56L57 259L55 260V258L53 257L54 261L51 262ZM81 254L83 255L82 258H81ZM124 254L129 258L126 259L127 257L126 256L124 257ZM222 254H224V253H222ZM226 254L227 253H225V255ZM240 254H242V255L239 256ZM119 255H121V256H119ZM233 255H232V257H233ZM244 255H246V257ZM0 256H1V254H0ZM7 256L9 257V259ZM45 256H46V258H45ZM70 256H74V257L70 258ZM117 256H118V258H116ZM215 256H217V254ZM229 256H228V258H229ZM242 256L245 257V260L243 259L244 261L241 259ZM63 257H65L64 259L67 258V260L62 261ZM222 257H223L222 255L219 256L220 260ZM236 257L239 259H237ZM5 258H3V259H5ZM130 258H132V260ZM206 258H208V259H206ZM211 258H213L215 260L214 261L212 260V262H211ZM1 259L2 258L0 257V262L3 261V259L2 260ZM45 259L49 260L51 263L49 261H46ZM68 259H69V261H68ZM72 259L75 260L74 263H72L73 262ZM225 259H226V256H225L224 260ZM126 260L127 261L129 260L128 263ZM65 261H66V263H65ZM11 262H14V263H11ZM223 262H225V261H223ZM242 262H244V263H242ZM218 263H220V262H218ZM218 263H216V264H218ZM230 263H228V264H230ZM221 264H225V263H221Z\"/></svg>","mask_w":264,"mask_h":264},{"label":"crops","instance_id":"3","mask_svg":"<svg viewBox=\"0 0 264 264\" xmlns=\"http://www.w3.org/2000/svg\"><path fill=\"white\" fill-rule=\"evenodd\" d=\"M214 196H218V195H214ZM43 204L32 200V199H22L21 201V207H23L24 209H39ZM251 210H247L244 212V216L248 217L251 215ZM32 219L25 217V216H18L16 215V217H14V219H12V221L14 222H18L20 224H27L29 221H31ZM169 239L172 240L175 245L177 246L180 243V240L178 238V236L171 234L169 235ZM144 258H146V260H148L149 262L153 263V264H157L156 261L153 260V258L147 254L146 252H144L143 254ZM140 264H143L140 260Z\"/></svg>","mask_w":264,"mask_h":264}]
</instances>
